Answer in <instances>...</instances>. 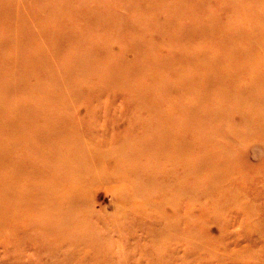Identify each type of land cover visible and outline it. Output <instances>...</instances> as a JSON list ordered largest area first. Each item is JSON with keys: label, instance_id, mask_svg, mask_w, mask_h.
<instances>
[{"label": "rangeland", "instance_id": "1", "mask_svg": "<svg viewBox=\"0 0 264 264\" xmlns=\"http://www.w3.org/2000/svg\"><path fill=\"white\" fill-rule=\"evenodd\" d=\"M0 264H264V0H0Z\"/></svg>", "mask_w": 264, "mask_h": 264}]
</instances>
